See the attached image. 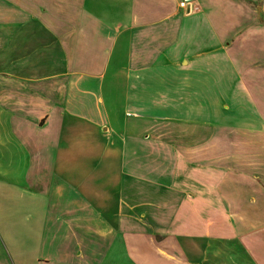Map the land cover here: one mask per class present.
<instances>
[{"label":"crops","instance_id":"crops-1","mask_svg":"<svg viewBox=\"0 0 264 264\" xmlns=\"http://www.w3.org/2000/svg\"><path fill=\"white\" fill-rule=\"evenodd\" d=\"M0 0V264H264V0Z\"/></svg>","mask_w":264,"mask_h":264},{"label":"built area","instance_id":"built-area-1","mask_svg":"<svg viewBox=\"0 0 264 264\" xmlns=\"http://www.w3.org/2000/svg\"><path fill=\"white\" fill-rule=\"evenodd\" d=\"M187 5H189L191 9H196L195 0H179L178 2L179 8H185Z\"/></svg>","mask_w":264,"mask_h":264}]
</instances>
